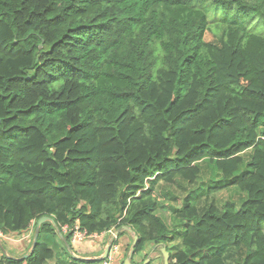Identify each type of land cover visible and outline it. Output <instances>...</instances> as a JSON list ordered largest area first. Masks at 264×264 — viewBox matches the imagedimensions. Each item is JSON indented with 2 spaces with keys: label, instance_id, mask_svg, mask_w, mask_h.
<instances>
[{
  "label": "trees",
  "instance_id": "trees-1",
  "mask_svg": "<svg viewBox=\"0 0 264 264\" xmlns=\"http://www.w3.org/2000/svg\"><path fill=\"white\" fill-rule=\"evenodd\" d=\"M200 163L208 193L242 199L185 198L170 250L156 185ZM44 216L32 254L0 264H103L68 253L76 221L129 227L132 264L162 245L168 264H264V0H0L1 245Z\"/></svg>",
  "mask_w": 264,
  "mask_h": 264
},
{
  "label": "rangeland",
  "instance_id": "rangeland-1",
  "mask_svg": "<svg viewBox=\"0 0 264 264\" xmlns=\"http://www.w3.org/2000/svg\"><path fill=\"white\" fill-rule=\"evenodd\" d=\"M212 14L213 11L210 12L211 16ZM210 38H212L211 35H208L207 39ZM200 165L201 177L196 183L192 185L180 178H176L174 183L170 185L163 183L156 185L155 197L158 201L157 214L166 223L171 235L176 237L175 241L169 245L170 250L177 249L179 246L180 236L184 232V225L178 220L174 219L173 212L180 209L185 198L192 196L194 204L199 209L208 205L209 203H214L218 207H221L224 202L228 200H231L239 205L240 200L242 199V196L234 187H229L218 192L208 193L207 187L211 184L209 180V173L205 164L200 163ZM107 236L96 239H86V241L79 244L70 243L72 246V251L78 256L92 257L99 253L101 243H107L111 237V235H109V238H106ZM11 239H17V241L7 242L5 239H1L4 253H6L11 258H21L26 255V245L22 242L21 235H18L17 237L13 236ZM119 244L121 248H125L127 241L122 239L120 240ZM149 264H162V258L158 256L156 251L153 252Z\"/></svg>",
  "mask_w": 264,
  "mask_h": 264
},
{
  "label": "water",
  "instance_id": "water-1",
  "mask_svg": "<svg viewBox=\"0 0 264 264\" xmlns=\"http://www.w3.org/2000/svg\"><path fill=\"white\" fill-rule=\"evenodd\" d=\"M45 222H49L51 223L54 227H56L55 225V222L52 218L50 217H47V216H44V217H41L37 222H36V227H35V230H34V234H33V240H32V245H31V248H30V251L29 253H27L26 255H24L23 257L21 258H11V259H17V260H24L26 259L28 256H30L35 248V245H36V242H37V238H38V235H39V230H40V226L45 223ZM121 231H126L127 233L130 234V236L132 237V243H131V246H130V250L128 252V255L127 257L124 259L123 261V264H132L131 263V259H132V256L134 254V250H135V246L137 244V241H138V237L135 235V233L127 226H124L122 227V229L120 230H117L113 233V235L109 238L108 240V243L106 244L102 254L98 257H92V258H84V257H81V256H78L76 255L75 253H73V251L71 250L70 246L67 244V242L65 241L64 237H63V234L61 232H57L58 233V236L59 238L64 242L66 248H67V251L68 253L71 255L72 258L74 259H77V260H81V261H86V260H97V261H104L108 255H109V252H110V249H111V246H112V243L114 241V239L118 236V234L121 232ZM0 249L2 252H4L3 250V247L1 245V242H0ZM156 249L153 248L149 255L146 257V259L141 263V264H149L150 263V260H151V256L154 252V250ZM159 252L160 254L162 255V259H163V264H168V261H169V253L167 252L166 250V247L164 245H162L159 249Z\"/></svg>",
  "mask_w": 264,
  "mask_h": 264
},
{
  "label": "built area",
  "instance_id": "built-area-1",
  "mask_svg": "<svg viewBox=\"0 0 264 264\" xmlns=\"http://www.w3.org/2000/svg\"><path fill=\"white\" fill-rule=\"evenodd\" d=\"M61 233L63 235L64 234L68 235L70 237L71 243L73 244L83 243L84 241H86V239L102 238L105 235L103 234L102 236H99L97 234L87 233V231L81 229L78 221H76L72 225H64L61 228ZM113 233H114V230H111L107 234L112 236ZM119 256H120V247L116 244H113L111 246L108 257L104 260L103 264H112L116 259L119 258Z\"/></svg>",
  "mask_w": 264,
  "mask_h": 264
},
{
  "label": "crops",
  "instance_id": "crops-1",
  "mask_svg": "<svg viewBox=\"0 0 264 264\" xmlns=\"http://www.w3.org/2000/svg\"><path fill=\"white\" fill-rule=\"evenodd\" d=\"M128 235H130L129 233H128ZM13 236H15V237H17L18 235H16V234H11V235H8V236H5L4 237V239L7 241V242H14V241H17V239L15 240H13V239H11ZM33 234H32V229L30 228L27 232H25L24 234H21V240H22V242L26 245V248H25V250H26V252L27 253H29V251H30V248H31V245H32V240H33ZM124 240V241H127V243H128V236L127 235H124L120 240ZM107 243H108V241H107ZM106 242L105 243H101V245H100V251H99V253H97V254H95L94 256H92V257H98V256H100L101 254H102V252H103V250H104V248H105V246H106V244H107ZM6 254V253H5ZM7 255V254H6ZM8 256V255H7ZM10 257V256H9ZM81 257H83V256H81ZM92 257H89V256H85L84 258H92ZM120 261V257L118 258V259H116L112 264H119L118 262ZM49 264H53V262H49Z\"/></svg>",
  "mask_w": 264,
  "mask_h": 264
},
{
  "label": "clouds",
  "instance_id": "clouds-1",
  "mask_svg": "<svg viewBox=\"0 0 264 264\" xmlns=\"http://www.w3.org/2000/svg\"><path fill=\"white\" fill-rule=\"evenodd\" d=\"M115 232V231H114ZM117 238V237H116ZM116 238L114 239V240H116ZM112 245H113V243H112Z\"/></svg>",
  "mask_w": 264,
  "mask_h": 264
},
{
  "label": "bare ground",
  "instance_id": "bare-ground-1",
  "mask_svg": "<svg viewBox=\"0 0 264 264\" xmlns=\"http://www.w3.org/2000/svg\"><path fill=\"white\" fill-rule=\"evenodd\" d=\"M162 256V255H161ZM162 263H163V259H162Z\"/></svg>",
  "mask_w": 264,
  "mask_h": 264
}]
</instances>
